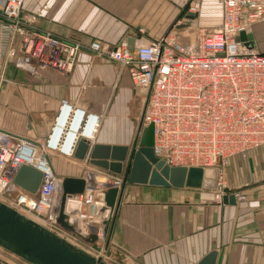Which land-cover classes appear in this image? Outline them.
<instances>
[{"label": "built area", "instance_id": "built-area-1", "mask_svg": "<svg viewBox=\"0 0 264 264\" xmlns=\"http://www.w3.org/2000/svg\"><path fill=\"white\" fill-rule=\"evenodd\" d=\"M199 10V1L194 0L184 13L197 15ZM220 10L219 24L213 29L196 28L194 20H188L187 31L195 30L193 42L179 41L176 29L181 21H176L160 38L146 40L139 30L141 38L129 49L126 41L111 46L62 39L36 27V17L24 10V0H0V97L9 83L10 67L67 76L78 54L87 51L114 63L143 94L139 129L147 130L158 162L169 169L208 171L201 190L211 192L218 203L229 196L243 202L242 194L226 187L225 176L232 159L264 153V54L237 39L264 23V0H221ZM98 122V116L62 101L42 145L0 130V203L56 235L62 180L51 169L47 154L58 151L72 157L80 140L94 137ZM22 166L42 176L35 195L14 184ZM82 179L83 194L67 202L74 201L78 207L74 229L80 223V231L87 232L75 234L89 240L95 209L103 204L108 190L122 189L124 176L88 168ZM96 232V241L104 243L105 231ZM85 253L101 261L105 251L98 250L97 256Z\"/></svg>", "mask_w": 264, "mask_h": 264}, {"label": "crops", "instance_id": "crops-1", "mask_svg": "<svg viewBox=\"0 0 264 264\" xmlns=\"http://www.w3.org/2000/svg\"><path fill=\"white\" fill-rule=\"evenodd\" d=\"M192 1L24 0V10L36 17L39 30L62 39L111 46L130 41L133 49L141 38L139 30L146 40L165 35L176 21H181L177 32L187 30L184 11ZM197 1L200 10L195 27L215 28L221 0ZM250 34L251 48L264 54V23L254 25ZM7 79L11 83L0 97L1 131L42 145L62 101L99 117L94 137L85 140L89 148L83 159L75 156L76 148L72 157L58 151L47 154L58 179H82L88 168L111 174L90 163L94 146L132 149L139 145L143 94L114 63L83 50L67 76L54 71L31 74L10 67ZM148 137L147 133L149 147ZM121 175L124 185L119 205L109 210L103 202L94 213L92 236L97 230L105 231L103 249L108 264H198L211 252L217 253L215 264H264V153L231 160L226 187L245 197L243 202L234 199L233 204L218 203L211 192L201 189L128 184L127 175Z\"/></svg>", "mask_w": 264, "mask_h": 264}, {"label": "water", "instance_id": "water-1", "mask_svg": "<svg viewBox=\"0 0 264 264\" xmlns=\"http://www.w3.org/2000/svg\"><path fill=\"white\" fill-rule=\"evenodd\" d=\"M186 18L193 21L196 15H188ZM237 41L245 42L251 47L253 38L251 34H240ZM128 46L131 49L132 42L129 41ZM146 141L147 130L143 129L139 148L132 147L130 155H128L129 149L126 147L94 146L90 151V163L116 176L121 175L125 168L128 184L154 187L200 189L203 178L210 176V172H203L201 169H169L157 161ZM88 148V144L80 140L75 156L83 159ZM126 158H128L127 162ZM41 178V174L36 170L22 166L15 176L14 184L30 195H35L39 189ZM84 185L83 179L62 180L57 223L66 232L75 234L73 221H68L70 217L66 213L67 199L83 194ZM121 190L110 189L106 192L104 204L107 209L113 210L119 205L122 196ZM222 201L224 204H228V202L233 204L234 197H223ZM94 240H96L94 236H91L89 240L84 239L86 243H92ZM0 249L26 264H105L99 259L77 250L66 241L3 204H0ZM216 258L217 253L211 252L198 264H215Z\"/></svg>", "mask_w": 264, "mask_h": 264}, {"label": "rangeland", "instance_id": "rangeland-1", "mask_svg": "<svg viewBox=\"0 0 264 264\" xmlns=\"http://www.w3.org/2000/svg\"><path fill=\"white\" fill-rule=\"evenodd\" d=\"M194 33H195V30H190V31H187V30H183V31H178V37H179V41L181 43H190L191 40L193 41L194 40ZM9 81V80H8ZM11 82L9 81V83H7L5 85L8 86ZM149 138V137H148ZM139 145L136 146V149H138ZM131 150V147L130 149ZM127 164V163H126ZM125 172V170H124ZM2 204V203H0ZM10 208V207H9ZM13 209V208H12ZM26 219H29L30 216H27L25 215L24 216ZM77 226H79L78 228L75 227L74 229V232L75 233H79L80 235H85L84 232H81V228H82V225H80V223L77 224ZM55 233L57 236H59L60 239L66 241L67 243H69L70 245H72L74 248H76L77 250H80L82 252H88L92 255H95L97 256V253H98V250H101L104 248V243L102 242H97V245L94 244H90V243H86L85 241L81 240L76 234L72 233V232H66L64 231V229H62L60 227V230H54ZM104 250V249H103ZM84 252V253H85ZM87 254V253H86ZM103 258L104 259H101V262L102 263H105V264H108L109 261H107V256L104 254L103 255ZM0 264H26L24 263L23 261L17 259L16 257L6 253L5 251L3 250H0Z\"/></svg>", "mask_w": 264, "mask_h": 264}, {"label": "bare ground", "instance_id": "bare-ground-1", "mask_svg": "<svg viewBox=\"0 0 264 264\" xmlns=\"http://www.w3.org/2000/svg\"><path fill=\"white\" fill-rule=\"evenodd\" d=\"M76 210H77V204L74 205V203L71 201H68L66 203V212H67L68 217L69 216H76L75 218L70 217V219H72V220L77 219L78 213H76Z\"/></svg>", "mask_w": 264, "mask_h": 264}]
</instances>
